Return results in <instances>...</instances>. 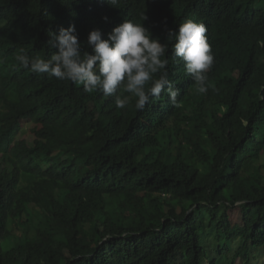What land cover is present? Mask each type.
<instances>
[{"label":"trees","instance_id":"1","mask_svg":"<svg viewBox=\"0 0 264 264\" xmlns=\"http://www.w3.org/2000/svg\"><path fill=\"white\" fill-rule=\"evenodd\" d=\"M124 19L168 44L176 105L162 92L143 110L135 97L117 109L115 96L85 93L15 59L21 49L50 58L48 31L71 25L90 51L91 30L107 38ZM187 19L205 24L214 50L206 94L171 56L167 30ZM261 40L264 0H0V264L257 262L264 252ZM234 210L243 235L229 242Z\"/></svg>","mask_w":264,"mask_h":264},{"label":"clouds","instance_id":"2","mask_svg":"<svg viewBox=\"0 0 264 264\" xmlns=\"http://www.w3.org/2000/svg\"><path fill=\"white\" fill-rule=\"evenodd\" d=\"M106 2L112 5L117 0ZM147 19L146 15L142 16L143 21ZM104 20L108 22V17ZM206 31L203 22L193 19L167 30V40L174 41L172 58L183 63L185 74L192 78L200 94H206L211 87L208 74L216 64ZM48 36L49 46L56 49L50 58L29 56L21 49L15 57L19 66L32 73H46L49 78L82 85L85 93L115 96L117 109H124L135 97V107L143 110L150 98H160L162 92L167 93L173 105L177 104L179 89L169 79V60L164 58L168 44L154 37L144 23L124 19L107 38L100 29L91 30L87 37L90 51H82L75 25L61 27L58 32L49 30ZM257 43L258 47H264V40ZM119 91L131 95L122 96Z\"/></svg>","mask_w":264,"mask_h":264},{"label":"rangeland","instance_id":"3","mask_svg":"<svg viewBox=\"0 0 264 264\" xmlns=\"http://www.w3.org/2000/svg\"><path fill=\"white\" fill-rule=\"evenodd\" d=\"M197 22H198V20H197ZM31 127H33V126L31 125ZM31 127L29 128L28 131H30ZM28 134H29V132H28ZM230 220L232 222V232L229 235V242H231V240L237 241L242 237L243 228H244L243 223L241 221L240 211L234 210L232 212V214L230 215ZM208 241H209V243L213 244V246L217 243L216 239L214 237H210ZM236 244H238V242H236L235 245ZM261 250H264V248ZM257 251H260V250H257ZM256 261L257 262H254V264H264V252L257 254V260ZM236 264H243V261L238 260L236 262Z\"/></svg>","mask_w":264,"mask_h":264}]
</instances>
